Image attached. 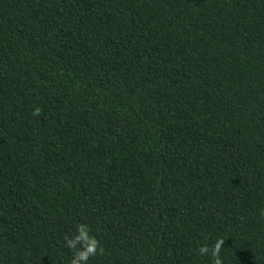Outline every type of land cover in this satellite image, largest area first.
I'll return each instance as SVG.
<instances>
[{"label": "trees", "instance_id": "16d2710c", "mask_svg": "<svg viewBox=\"0 0 264 264\" xmlns=\"http://www.w3.org/2000/svg\"><path fill=\"white\" fill-rule=\"evenodd\" d=\"M80 225L87 264H264V0H0V264Z\"/></svg>", "mask_w": 264, "mask_h": 264}, {"label": "clouds", "instance_id": "9594fccd", "mask_svg": "<svg viewBox=\"0 0 264 264\" xmlns=\"http://www.w3.org/2000/svg\"><path fill=\"white\" fill-rule=\"evenodd\" d=\"M41 113V109L39 107L35 108L32 115L39 116ZM89 229L86 225H80L77 228V234L69 239L65 236L66 246L73 250L74 255L70 260L69 264H87V261L96 256L97 254H103L104 249L99 244L95 237L89 235ZM225 241L223 239H217L214 245L209 248L208 245H202L198 249L199 255L209 254L213 258V264H223L222 259L220 257L221 249ZM79 245V249L77 248Z\"/></svg>", "mask_w": 264, "mask_h": 264}]
</instances>
